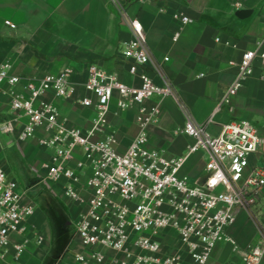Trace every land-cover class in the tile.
<instances>
[{
	"label": "built area",
	"instance_id": "1",
	"mask_svg": "<svg viewBox=\"0 0 264 264\" xmlns=\"http://www.w3.org/2000/svg\"><path fill=\"white\" fill-rule=\"evenodd\" d=\"M119 10L131 32L123 56L132 62L129 73L139 76L140 85L128 86L116 75L90 66L85 90L96 103L90 98L79 101L82 107L94 106L97 113L89 133L69 127L58 108L45 101L50 93L67 101L76 96L69 70L22 85L12 75V66H0V92L10 98L12 113L4 128L11 133L18 129L17 144L35 142L49 154L48 162L41 165L43 174L37 186L60 187L64 198L81 208L74 223L75 242L67 249L69 261L65 264H208L220 244L238 252L239 244L228 230L239 213L254 219L261 206L264 168L251 160L263 139L248 121L225 125L213 135L208 125L186 115L183 134L194 141L187 155L169 159L152 149L147 130L158 120L160 110L159 106L147 110L144 104L154 98L177 100V94L161 67L157 69L161 85L149 77L146 69L152 59L143 25L125 9ZM175 19L183 25L192 23L183 16ZM5 25L16 29L10 22ZM258 60L264 66V37L244 53L225 101L238 94ZM115 99L121 111L138 110L140 131L124 154L117 151L113 136L94 139L105 128ZM200 152L206 157L203 177L190 180L181 176L188 158ZM30 190L0 165V264H8V259L11 264H26L22 259L31 233L37 246L44 242L33 232L35 206L28 198ZM167 238L176 242L169 246ZM76 242L81 247L78 252L74 251ZM242 260L243 264H262L264 238L245 250Z\"/></svg>",
	"mask_w": 264,
	"mask_h": 264
},
{
	"label": "crops",
	"instance_id": "2",
	"mask_svg": "<svg viewBox=\"0 0 264 264\" xmlns=\"http://www.w3.org/2000/svg\"><path fill=\"white\" fill-rule=\"evenodd\" d=\"M120 8L143 25L152 59V65L146 69L149 77L161 85L157 72L161 67L177 94V100L154 98L144 104L147 110L155 106L160 110L158 120L147 130L150 147L169 159L186 156L194 142L183 134L186 115L198 124L208 125L213 135L225 125L248 121L263 139L252 164L260 163L264 168L261 61H256L253 75L238 94L225 101L244 53L253 50L264 37V0H116L115 4L111 0H0V66L6 63L12 66V75L18 76L22 85L69 70L76 96L67 101L50 93L45 101L58 108L62 121L69 127L89 133L93 131L97 113L94 106L85 108L79 101L90 98L96 103V98L85 90L90 66L116 75L128 86L140 85L139 76L129 73L132 62L123 56L131 32ZM176 15L187 17L192 23L183 25L175 19ZM5 22L14 24L16 29H10ZM176 35H179L177 40ZM165 58L169 59L166 63ZM0 95L3 96L1 92ZM137 117L136 108L121 111L115 99L105 118V128L97 131L94 139L113 136L117 151L124 154L139 134ZM9 134L8 146L12 149L16 136ZM21 145V150L31 155L38 166L46 154L49 156L47 151H36L39 147L35 142ZM25 161L28 166V160ZM205 164L203 153L193 154L182 168L181 176L190 180L203 177ZM25 167L20 165L23 172ZM254 219L245 212L239 213L228 233L237 241L240 251L220 244L208 264H243V252L263 240L264 196ZM175 242L171 238L165 241L169 246ZM27 252L30 253L29 249ZM27 252L22 260L34 264L26 257ZM8 264H11L9 259Z\"/></svg>",
	"mask_w": 264,
	"mask_h": 264
},
{
	"label": "rangeland",
	"instance_id": "3",
	"mask_svg": "<svg viewBox=\"0 0 264 264\" xmlns=\"http://www.w3.org/2000/svg\"><path fill=\"white\" fill-rule=\"evenodd\" d=\"M7 64V63H6ZM3 65V64H2ZM1 65V66H2ZM12 116V113H11ZM8 119V98L5 96L0 95V128L5 127L4 124ZM2 126V127H1ZM14 133H11L9 135L16 136V132L18 129L15 127L13 128ZM8 134L4 135L3 133H0V147L2 150V147L6 148V145H8ZM14 148H12V151L15 153L14 161L18 166H26L29 169V172L31 173L29 178V183H31L33 180H38L40 177V174L42 173L41 165L44 162H48L49 156L46 154L43 161L38 165H36V162H33V157L31 155H27L25 152H23L21 144L14 143ZM36 151L43 153V150L38 148ZM37 152V153H38ZM43 156V154H42ZM4 158L3 150L0 152V160ZM44 158V157H42ZM29 162V165H26V161ZM263 164L259 163V167ZM49 189L48 192L54 195V200L58 201V203H55V201L52 199L51 205L47 204H40V208L37 211V214L35 218L33 219V232L36 233V235H40L43 237L44 242L41 246H37L35 244V237L31 233L29 235V238L31 239V243L28 247L29 252L27 253L29 255H26V257L31 258L32 263L34 264H65V262L69 261L67 253V249L71 244L75 242L74 240V223L76 221V217L79 216V213L81 211L80 207H77L74 203H71L69 200H66L64 196L62 195V189L57 186L48 185ZM78 208L80 211H78ZM60 209H64L68 215L61 212ZM76 214V217H74ZM257 219V217H256ZM255 220V219H254ZM257 221V220H256ZM73 222V223H72ZM72 223L71 228L68 227ZM257 224V223H256ZM81 247L78 242H76L74 251L78 252L80 251ZM68 257V258H67ZM33 258V259H32ZM63 259V262L61 260ZM66 259V261L64 260Z\"/></svg>",
	"mask_w": 264,
	"mask_h": 264
},
{
	"label": "flooded vegetation",
	"instance_id": "4",
	"mask_svg": "<svg viewBox=\"0 0 264 264\" xmlns=\"http://www.w3.org/2000/svg\"><path fill=\"white\" fill-rule=\"evenodd\" d=\"M2 150L4 153V158L0 160V165L13 178L17 179L22 185V187L31 189L28 194V198L35 206V212H34V218H35L37 211L40 208V204H47L48 206L51 205L52 199L54 200V195L48 192L47 189L49 188L46 185L37 186L36 184L37 180H33L31 183H29L30 181L29 178H31L30 176L31 173L29 172V169L27 167H25V170L23 172L22 168H20V166L16 164V162L14 161L15 153L12 151L11 146L6 145V148L2 147ZM2 150L0 147V152ZM54 201L55 203H58V201L56 200ZM60 211L67 215L69 214L64 209H60ZM72 223L68 225L69 228H71Z\"/></svg>",
	"mask_w": 264,
	"mask_h": 264
},
{
	"label": "water",
	"instance_id": "5",
	"mask_svg": "<svg viewBox=\"0 0 264 264\" xmlns=\"http://www.w3.org/2000/svg\"><path fill=\"white\" fill-rule=\"evenodd\" d=\"M247 13H245V12H241V15H246ZM238 17H240V16H238ZM10 132V129L9 128H4V127H2V128H0V133H9Z\"/></svg>",
	"mask_w": 264,
	"mask_h": 264
}]
</instances>
